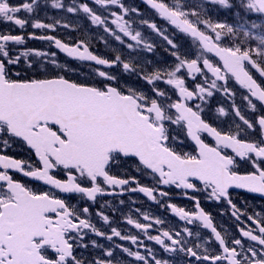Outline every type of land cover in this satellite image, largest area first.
<instances>
[{
	"label": "snow or ice",
	"instance_id": "1",
	"mask_svg": "<svg viewBox=\"0 0 264 264\" xmlns=\"http://www.w3.org/2000/svg\"><path fill=\"white\" fill-rule=\"evenodd\" d=\"M38 7L0 0V264H264V204L233 196L264 199V0H51L50 18ZM27 40L98 79L69 78L57 52L19 50ZM125 193L167 215L131 197L93 212Z\"/></svg>",
	"mask_w": 264,
	"mask_h": 264
},
{
	"label": "flooded vegetation",
	"instance_id": "2",
	"mask_svg": "<svg viewBox=\"0 0 264 264\" xmlns=\"http://www.w3.org/2000/svg\"><path fill=\"white\" fill-rule=\"evenodd\" d=\"M64 2L69 3L70 0H64ZM129 2L135 3V4H140V0H129ZM207 7L210 9V14L213 16L214 19H216V18L225 19V20H229V22H231L232 14L230 12H228L227 10L221 9L218 6H213V5H207ZM37 12H38L39 17H41V18L58 17L59 15H61L59 10L51 7V0H39V7L37 9ZM221 13H225V15L222 17ZM78 23L81 25L82 30L87 29L89 27L88 22L86 20L81 19L78 21ZM164 26L167 27V25H164ZM8 27H9L8 25L0 22V30H6ZM31 31H34V30L31 28H28L26 30V32H31ZM35 31L37 32V35L42 34V32L40 30H35ZM92 34L95 36V32H93ZM144 34L146 37H148L149 40H151L157 44L155 57L157 59H161V60L166 59L167 53L165 52L163 42L158 37H156L154 34L148 32V31H145ZM74 35H79V33H74ZM180 42L183 43L184 42L183 39H181ZM92 44H93L94 49H97L100 54H105L106 52L109 51V49H105L103 41H100L98 39H93ZM24 48H36V49H40V50H44V51L57 52L56 59H57L58 63H60L62 65L67 64L68 70L66 71L65 74L68 75V77L71 79L79 80L82 82L86 81V80L98 79L94 75V66H90L87 63H82L79 61L69 62L68 59L62 53H59L58 50L55 49L54 47H50L46 41L27 40L25 42V45L19 46V50L22 51V50H24ZM149 58L150 59L152 58V54H149ZM37 67H39V63H37ZM20 68L25 69L26 65L22 64L20 66ZM45 68L49 72L61 71V69H56L55 66L48 64V63H45ZM28 75H32V72L29 71ZM217 99L219 100L220 98L218 97ZM225 106L227 107V105H225ZM221 120L230 124L232 122V117H231V115H229L226 117H222ZM185 150H191V148L189 147ZM12 151L18 152V153L23 152V150L18 146L14 147L12 149ZM18 178H21L25 183H28L30 187L37 188L41 191H47L48 190L47 186H44L39 182H33V181L28 180L27 178H23V177H18ZM143 182L147 183L146 180ZM253 195H258V194L245 193L244 190H239V189L233 191V196L241 204H243L245 202H247V204L249 206L264 204V199L258 198L256 200H252L251 197ZM130 197L137 201L136 206H140L141 204H143L145 208H150L152 211L157 212L160 215H164V216L167 215L163 210L157 209L155 205H152L150 202H148L146 200V198L143 196V194H139V193H136V194L125 193L123 197H117L115 199H113V197H111V196H104L102 198H98V201L96 203L92 204V210H93V212H95L98 208H100L101 205H104L106 203H109L110 205L115 206L118 204V201L121 198L127 202ZM72 202L73 203H79L78 199H73ZM175 202L178 204H182L183 206L188 207V208L192 207L190 201L185 200L178 195L176 196ZM202 206H204L206 208V210H209L212 212V214L215 218V222L218 225H220L223 228H228L231 230V225L233 223L231 218L227 215H224V216L218 215V213L222 210V206H217L214 202H212V203L204 202L202 204ZM120 207L123 208L124 206H120ZM104 210L111 215H116L115 213H111L108 208H105ZM257 210H259V209H257ZM125 211H127V209H125ZM169 222L171 223L172 221L170 220ZM195 230L196 229H194V231ZM100 242L105 243L102 239L100 240ZM125 243H127V242H125ZM85 255H87V253H85ZM175 260H176V264H183L182 257L180 255H177Z\"/></svg>",
	"mask_w": 264,
	"mask_h": 264
},
{
	"label": "rangeland",
	"instance_id": "3",
	"mask_svg": "<svg viewBox=\"0 0 264 264\" xmlns=\"http://www.w3.org/2000/svg\"><path fill=\"white\" fill-rule=\"evenodd\" d=\"M225 15V13H221V16L223 17ZM222 20V19H221ZM149 58V57H148ZM150 59V58H149Z\"/></svg>",
	"mask_w": 264,
	"mask_h": 264
}]
</instances>
